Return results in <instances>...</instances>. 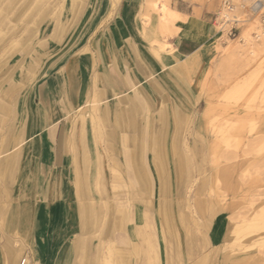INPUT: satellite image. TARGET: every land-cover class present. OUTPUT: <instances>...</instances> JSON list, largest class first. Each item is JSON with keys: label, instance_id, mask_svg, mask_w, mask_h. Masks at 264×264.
Here are the masks:
<instances>
[{"label": "crops", "instance_id": "1", "mask_svg": "<svg viewBox=\"0 0 264 264\" xmlns=\"http://www.w3.org/2000/svg\"><path fill=\"white\" fill-rule=\"evenodd\" d=\"M154 1L118 0L112 9V0H85L83 6L69 16V31L64 32V37L61 35L63 26H60V31L56 26L54 38L48 37L45 42L51 49L45 73L35 79L37 73L33 63L24 67L27 72L25 80L28 78L31 82L24 87L27 95L17 99L15 94L12 95L13 90L7 97L0 96V107L8 113L7 117L0 114V255L10 237H20L30 244L29 264H118L119 257L121 264H134L142 254L144 256V252L148 259L155 258L159 264H170L182 250L177 236L191 239L190 228H184L186 215L177 207L175 198L167 196H161L154 202L162 207L159 206L156 214L157 230L153 235L147 222L140 228L135 226L133 230L119 232L110 219L103 236L110 243L87 244L85 239L93 230L95 221V213L87 206V188L94 189L98 203L102 199L113 201L108 193L116 198L113 191L117 171L111 165V181L107 183L105 156L96 146L90 120L83 117L73 128L72 112L86 107V104H100L99 115L105 121L101 113L104 110L109 112L110 120L105 122H116L122 132L120 142L125 148L133 144V135L139 131L142 143L137 145L138 157L148 150L156 151L163 141L168 142L174 152L177 150L176 135L171 140L168 130L166 137L161 136L158 119H152L150 128L138 127L135 115L143 108L147 113L150 107L156 108L161 104H174L175 108L181 107L186 111V94L179 76L184 74L182 77L189 85L191 95L194 94V84L215 55L216 12L210 10L208 4L201 7L192 4L178 6L175 0H169L168 6L165 2L180 16L172 26L162 25L161 32L157 28L155 32L156 13L151 9ZM62 9L61 23L64 24L71 5ZM44 18L42 15L37 25ZM101 25L100 35L94 36L93 42H88L93 36L92 30ZM27 40L29 37L20 45L24 46ZM153 40L160 42L162 47ZM69 42L73 44L72 48L63 50ZM87 43L94 44L92 51L86 47ZM0 52L5 54V50L0 49ZM6 54L7 58L0 61V70L10 58ZM33 55L40 59L43 53L34 51ZM39 77L42 78L40 81ZM126 104L131 105L128 111H118L119 105L125 107ZM177 121L178 115L176 124ZM62 124L65 126L58 128ZM201 124L202 116L198 125ZM146 131L156 133H151L152 141L148 142L143 137ZM113 132L109 133L111 141L116 139ZM12 135L16 142L9 144ZM148 145L150 149L146 148ZM110 161L112 163V159ZM135 164L138 165L136 160ZM131 168L141 173L137 180L142 183V195L150 194L155 199L158 194L168 193L155 191L145 181L144 166L133 165ZM91 172L95 174L91 177L94 178L93 185L88 178ZM158 175L160 180V173ZM37 199L41 200L39 204H36ZM137 203H142L144 219L149 206L145 201ZM24 208V218L28 222L25 235L21 230L7 231L5 222L10 219L12 210H18L17 214L21 215ZM224 219L222 214L216 215L206 228V238L212 249L223 240L226 230ZM155 234L160 239L163 236L167 238L163 243L159 241L157 245H151L149 237H155ZM139 237L140 242L137 240ZM190 239L184 241L189 249L186 254L200 252L201 248L192 244ZM146 242L148 249L145 251ZM140 260L139 264H144Z\"/></svg>", "mask_w": 264, "mask_h": 264}, {"label": "rangeland", "instance_id": "2", "mask_svg": "<svg viewBox=\"0 0 264 264\" xmlns=\"http://www.w3.org/2000/svg\"><path fill=\"white\" fill-rule=\"evenodd\" d=\"M84 1L0 0V49L5 50L4 55L0 52V61L7 58L6 53L10 56L7 65L0 70V96L5 90L7 94L15 90L12 95L15 94L17 99L27 95L24 87L31 82L28 78L19 80V75L23 79L27 76L24 67L30 66L31 62L37 73L35 79L45 73L48 67L46 60L50 58L51 53L49 45L45 42L48 37L54 38L53 31L56 26L59 31L60 26H63L61 35L64 37L69 31L67 24L69 16L77 8H81ZM117 1L112 0V9L115 8ZM158 1L167 2L169 6V0ZM222 2L223 0H175L178 6L192 4L201 7L208 4L209 9L216 12L214 19L216 18L217 32H221L224 37L216 34L213 38L216 42L215 55L202 77L194 84V94L191 95L189 85L182 77L184 74L179 76L187 96L182 95L187 101L186 111L181 107L175 108L174 104H161L156 108L150 107L151 110L147 113L143 108L141 113L135 115L136 124L145 129L150 128L152 119H158L163 112L169 114L170 139L177 136V150L170 152L167 170L164 168L157 170L161 179L152 185L155 191H167V194L156 195L155 199L150 194L142 195V183L137 180L138 175L141 178V173L131 168L133 165L138 166L135 164L140 154L137 152V149L139 150L137 145L142 143L138 130L134 135L133 144L125 148L120 142L122 132L116 122L112 124L105 122L99 115L100 104H86V107L72 112V122L75 124L73 128L77 127L78 121L83 117L90 120L91 132L96 137V146L105 156L107 183L111 181V165L117 171L115 173L117 183L113 191L116 198L112 193H108L113 201L102 199L101 203H98V197L93 194L94 189L87 188L89 197L87 206L95 213L93 230L85 238L87 244L110 243V240L103 237L109 228L110 219L119 232L133 230L135 226L140 228V225L143 226L147 222L153 235V231L157 230L156 214L159 206L162 207L154 202L161 196H167L175 198L178 202L177 207L187 217L188 226H184V223L183 226L185 229L190 228L192 234L191 239L188 236H177V240L182 243L183 251H179L178 257L172 258L170 264H264V44L260 45L264 41V36L254 41L257 50L253 49L252 55L247 45L244 46V43L235 40L241 33L240 37L248 34L253 41V33L259 29L260 32L263 31L264 24L260 16L250 14V2H242L238 3L234 10L229 11L231 19L236 17L240 22L228 23L223 31L219 30L218 14ZM68 4L71 5V11L65 16L67 18L63 24L62 8ZM42 15L45 18L37 25ZM102 25L92 30L93 36L88 42L92 41L94 36L100 35ZM231 27H234L232 35H228ZM28 37L25 45H20L21 41ZM153 42L162 47L157 40ZM67 45L63 50H69L73 46L71 42ZM86 47L92 51L95 46L87 43ZM34 51L43 53L40 59L33 55ZM41 79L39 77L38 81ZM126 105L125 107L119 105L118 111L120 109L128 111L131 105ZM201 116L203 124L198 125ZM64 126L65 124H62L58 128ZM110 132L116 133L115 140H110ZM151 133L156 134L153 131L144 132L143 137L148 142L152 141ZM147 173H152V170L147 172L146 169L144 174ZM167 174L171 179L170 187H167L164 179ZM94 175L91 172L88 176L92 185L94 178L91 177ZM40 201L37 199L36 204ZM143 201L149 206V212H145L144 219L142 203H137ZM145 209L147 211L146 207ZM219 214L225 218L226 230L221 244L212 249L208 245L206 228L210 220ZM149 238L151 245H157L159 241L163 243L167 237L163 236L160 239L155 234V237ZM9 239L15 247L23 245L27 251L25 254L29 264L30 251L25 246V239L20 237ZM188 239L192 244L199 246L201 251L187 255L189 249L184 241ZM137 240L140 242L141 238ZM147 243H144L145 251L148 249ZM145 254L144 252V256L142 254L136 259L134 264H139L140 258L144 264H159L155 258L148 259ZM118 264H121L120 257Z\"/></svg>", "mask_w": 264, "mask_h": 264}, {"label": "bare ground", "instance_id": "3", "mask_svg": "<svg viewBox=\"0 0 264 264\" xmlns=\"http://www.w3.org/2000/svg\"><path fill=\"white\" fill-rule=\"evenodd\" d=\"M154 1L152 2V11H154L156 13V19H155V25H154V31L159 29L161 32V26L162 25H168V26H172L174 21L180 16L177 12L171 10L168 8L167 4L163 1ZM232 4H233V10L236 8V5L238 3H242V2H250L249 0H243L242 2H240V0H232ZM227 7L224 6V3L221 4L220 7V11H219V17H225V18H230L229 16V11H227L226 9ZM222 16V17H221ZM233 17V16H232ZM181 18V17H180ZM236 18V17H235ZM179 19V18H178ZM149 21V19H147V22ZM146 22V21H145ZM158 26V27H157ZM226 26V25H225ZM224 26L221 25L219 27V30L223 31ZM258 29V28H257ZM262 30V29H261ZM156 32V31H155ZM248 32V31H247ZM220 34L222 36V38L224 37V35L221 34V32H217V35ZM241 35V33H240ZM240 35L238 37H236L235 40H239L240 42L244 43V46L247 45V49H250L249 53H254L255 49L254 47V41H257V39L259 40L261 36H264V29L263 31L260 32V29L258 31H256L255 33H253L252 37H253V41L250 39V37H248V34H245L244 36ZM244 41V42H243ZM264 41L262 42L263 45ZM165 46H168L167 44H165ZM257 46V45H256ZM258 47V46H257ZM256 47V48H257ZM254 49V50H253ZM260 49V48H259ZM247 51V50H246ZM245 51V52H246ZM247 53V52H246ZM250 55V54H249ZM254 55V54H253ZM180 69V68H179ZM144 72V71H143ZM19 80H25V77L23 79L22 76H19ZM16 82V81H15ZM10 91V89H9ZM4 97H7L9 94H7V92L5 91L2 94ZM137 97V96H136ZM137 99L139 100V97H137ZM9 101V100H8ZM140 101V100H139ZM131 102H133L131 100ZM136 104V103H135ZM134 104V105H135ZM136 106V105H135ZM147 106V105H146ZM134 110V109H133ZM23 112H21L20 117L22 118V114ZM0 114L3 117H7L8 113L6 112L5 109H3V107H0ZM102 117L106 120H110V114L107 110H104L102 113ZM162 116H160L158 118L159 123L161 124V136L166 137V135L168 134V130H169V121H168V117L169 114L167 112H163V114H161ZM15 116V115H14ZM128 117V116H127ZM24 118V117H23ZM126 120V119H125ZM170 120V119H169ZM127 122V121H126ZM130 122V120H129ZM129 126V125H128ZM131 129V126H129ZM139 127V126H138ZM137 127V128H138ZM24 131V128H23ZM24 134V133H23ZM160 135V134H159ZM23 136V135H22ZM134 136V135H133ZM128 139V138H127ZM160 140V139H159ZM9 144H14L16 142V138L13 137V135L11 136V138L9 139ZM128 143V142H127ZM148 144V143H147ZM17 145V144H16ZM168 142L163 141L162 143L159 144V146L157 147L156 151H149L148 149H150L149 145L146 146V148H148V152L145 153V155L143 156H139L136 159V163L138 165H142L144 166V168H146L148 171L152 170V173H147L146 175H144V179L145 181H147L150 185H153V183L155 184L158 180H159V175L157 170L160 168H165L166 166H169V155L171 150L168 146ZM12 149V147H11ZM10 164V163H9ZM165 182L167 184V187L169 186V182L171 181L170 176L167 174L166 177L164 176ZM166 192V191H165ZM159 195V194H158ZM81 200V199H80ZM11 217L10 219H8L5 222V228L7 231H19L21 230V233L25 235V229L28 226V222L27 220L24 218L25 217V208L21 209V215L17 214L18 210H12L11 212ZM169 228V227H168ZM5 230V231H6ZM28 235V234H27ZM112 239V238H111ZM23 246V245H22ZM22 246H17L15 247L13 243H11L10 241L7 242V245L4 247L3 253L0 255V262L1 264H27V256L25 254V250ZM27 248V250L30 251L31 247L30 244H26L25 245ZM30 253V252H29ZM25 256V257H24Z\"/></svg>", "mask_w": 264, "mask_h": 264}, {"label": "built area", "instance_id": "4", "mask_svg": "<svg viewBox=\"0 0 264 264\" xmlns=\"http://www.w3.org/2000/svg\"><path fill=\"white\" fill-rule=\"evenodd\" d=\"M243 0H240L242 2ZM250 1V6H249V12L252 16H260L261 21L264 24V0H249ZM224 6H226L227 11H232L233 10V2L232 0H223ZM222 17V16H221ZM219 20V26L223 25L225 26L228 23H233L236 24L237 22H240L238 19L233 17L232 19L222 17L220 18L218 15ZM216 19V18H215ZM234 27L230 28V31L228 35H232V30Z\"/></svg>", "mask_w": 264, "mask_h": 264}]
</instances>
